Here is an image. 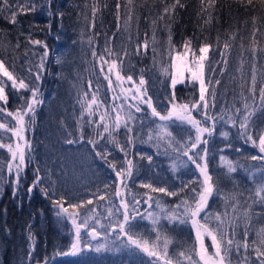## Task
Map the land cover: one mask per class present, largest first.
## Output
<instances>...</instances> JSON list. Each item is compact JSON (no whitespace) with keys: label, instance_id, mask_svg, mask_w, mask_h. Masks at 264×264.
<instances>
[{"label":"trees","instance_id":"16d2710c","mask_svg":"<svg viewBox=\"0 0 264 264\" xmlns=\"http://www.w3.org/2000/svg\"><path fill=\"white\" fill-rule=\"evenodd\" d=\"M175 0H134L133 3V19L130 22L128 30H125V21L127 14L126 0H8L13 10L20 5L25 10L19 12L14 25L10 23L7 17L10 13L5 11L0 13V42L7 45L6 48H0V59H4L6 66L14 75L26 77L28 82L27 69L32 68V72L37 71V64L40 56L43 55L44 48L42 45H32L27 39L40 40L48 46V56L45 61V67L42 70V79L40 81V91L44 103L36 109L35 130L29 133L34 148V159L22 175L19 186L15 185L14 176H9L7 171L3 172V182L0 185V264H147L149 258L141 252L133 253L127 247H121V240H116L117 233L110 232L114 244L111 248H120L119 251L109 250L100 254L95 251L85 249L78 255H59L61 252H68L70 244L74 238L72 226L67 219H58L55 215L56 208L52 201L58 199L56 195L50 194L46 197L40 191V187L28 191L29 187L35 180V167H40L41 174L44 148L53 141L51 137L64 138L66 140H74V144H85L94 153L96 149L92 147L89 140H96L97 146L107 144V136L104 140H99L92 127L87 124V117L80 123L84 124V139L80 140L78 135V121L80 118L81 107L78 103V92L88 91L89 93L96 90L99 84L100 92L98 96L106 105H110L113 93L107 88V81L103 79L99 71V65L92 57L93 48L98 55L102 52L105 39L111 38V46L114 52L123 53L125 50L128 55L124 58V64L131 63L132 76L137 78L143 70V75L147 81L148 95L152 96L154 105L156 104L155 91L159 92L161 97L169 96L170 79L161 72V66H168L170 58L167 53L168 31L164 28V22L171 24L172 44L175 50H181V45L187 38L192 39L193 49L203 43L213 45L209 51V62L216 68L214 79H220L221 83L216 86L217 100L216 109L219 111L221 107L232 104L234 95L238 97L240 92L241 74L237 71L239 60L243 58L245 61L243 69V78L247 83L244 85V91L247 95V89L251 81V68L253 64L252 54L248 49L253 44L252 32L254 28L259 29L256 33L255 41L258 47L264 48V5L260 0H253L252 5H248L246 0H216L215 8L212 10V22L205 24L208 12L201 11V0H180L184 7L177 5L171 20L167 15L164 21H160L159 17L163 13L166 6L173 4ZM207 0H205V3ZM120 4L119 10L116 5ZM0 3V7H2ZM34 6V10H28ZM97 8L95 17H93V7ZM119 12V20L117 13ZM61 13L63 15H61ZM256 18L255 24L253 18ZM156 20V27L153 28L152 21ZM117 24L120 30L117 31ZM94 25V26H93ZM155 31V63L152 51V35ZM236 33L235 40H229L232 33ZM115 34V35H114ZM93 37L92 46L88 43V37ZM130 37V38H129ZM219 37L220 46L217 47V38ZM145 38L149 41V49L147 53L141 51L136 53V45H143ZM227 41L232 45L229 53H225L228 59V67L223 76L219 75L221 61L222 45ZM19 43V48L15 45ZM244 45L243 57H241L240 45ZM73 46V51L68 54L60 63H57V51ZM197 51V55H198ZM175 55V51L173 52ZM13 64L15 67L13 68ZM257 67V96L259 94L260 72L264 70V54H258L256 62ZM125 76V67L122 71ZM129 75V74H128ZM206 67V80H207ZM92 80V88L88 87L87 81ZM72 87L71 92L68 87ZM115 87V81L113 82ZM127 87V86H126ZM129 88V87H128ZM9 94V102L7 108L9 111H15L16 106L20 103L16 94L9 87H6ZM211 91V88L209 89ZM176 99L178 101H188L189 99H198V85L185 81L184 84H177L175 88ZM25 97H29L30 93L22 90ZM91 98V96H89ZM166 103V99H163ZM227 102V104L225 103ZM63 109L58 113L54 124L49 123L47 118L52 119L56 113L58 105H63ZM236 107H240L237 103ZM157 110L161 111L157 106ZM163 113V111H162ZM123 114V113H122ZM210 114H214L210 110ZM140 115V114H138ZM193 115L200 119L195 112ZM144 121L141 128L139 125L133 130L132 136L134 140L133 146L129 147L124 129L121 128L117 134V139L123 145L128 153L127 158L132 159L137 166L138 172L134 169V175L131 181H128L131 193L137 195L139 199L145 193L159 198L162 203L172 206L178 203L177 197H168L163 193H153L149 189L135 184L143 175L144 163L135 153L136 145L145 142L146 131L151 122H158L156 118L150 116V110L145 106L144 113L140 115ZM92 119L98 120L99 113ZM0 122H7L9 127L12 126L11 118L4 120L0 117ZM254 129L253 138H256L257 132L264 130V115L257 113L253 117ZM51 124V125H50ZM52 127V132L48 128ZM229 125V138L226 140L231 143L233 148H248V150L259 153L260 157L264 154L259 149L253 147L250 143H245L243 137L237 136V129ZM148 126V127H145ZM171 132L177 139L183 140L189 134L194 135L187 126L172 125ZM224 127L217 124L216 131L212 138L208 140V166L209 171L214 179L220 177V187L225 191H231L234 188L244 196L252 195L255 188V181L249 180L241 174H233L225 176L219 168V155L226 152L222 150L225 138L220 137V132ZM102 131V129H100ZM207 138V137H206ZM15 138L11 133H6L0 129V143H11ZM143 142V143H144ZM108 148L122 158L125 159L124 153H121L114 145L107 144ZM240 149V148H239ZM239 149L237 153H239ZM157 152L158 150H154ZM196 151V150H193ZM229 151V149H228ZM172 152V151H171ZM175 154V153H174ZM232 154V153H231ZM245 164V168L253 167L256 170L264 169V160L260 158L256 160L248 159L244 156H236ZM186 159V158H185ZM10 160V154L6 148L0 147V166ZM103 161V160H102ZM109 162L111 160L108 159ZM103 165L111 172L115 179L114 173L108 168V164L103 161ZM188 169L194 171L187 175L197 173L193 165L189 164ZM118 168V165H117ZM119 169V168H118ZM223 174V175H222ZM260 178V175L258 176ZM116 179L112 190L107 192L103 201L96 200L90 206H95L97 212L103 210V222L107 224L115 221V216L109 218L106 208L112 206L109 200H113L115 204L119 203V197H112V192L116 187ZM43 187L44 184H42ZM195 186V185H190ZM87 193V192H86ZM85 193V194H86ZM84 194L83 197L86 195ZM129 202L131 197L129 196ZM251 203V201H249ZM222 201L213 197L209 200V211H221ZM67 206V204L65 205ZM87 206V205H86ZM115 210V208H113ZM145 209L151 211L157 209L153 203L152 208H148L145 200H141V204L137 210L144 213ZM82 210V209H81ZM256 213L264 211L258 205L253 206ZM119 216V213H116ZM137 227L135 231L142 233L148 239H154V235H150V222L141 221L137 218ZM162 231L166 232L173 238V244L170 245V253L174 250L177 243L191 244L194 238V231L188 225L169 224L161 221ZM264 227V219L254 216L248 234V242L256 239L255 233ZM118 231V230H117ZM242 238V236H241ZM205 243L208 245L209 252L213 251L210 240L206 237ZM182 250V249H181ZM243 255V252L241 253ZM247 255L254 260V251H248ZM233 264H238L236 255L233 254Z\"/></svg>","mask_w":264,"mask_h":264},{"label":"snow or ice","instance_id":"6c2138e0","mask_svg":"<svg viewBox=\"0 0 264 264\" xmlns=\"http://www.w3.org/2000/svg\"><path fill=\"white\" fill-rule=\"evenodd\" d=\"M264 5V0H260ZM2 7L0 13L5 11L10 13L7 17L12 24L17 23V15L25 9L20 5L13 10L9 5L8 0H0ZM133 3L134 0H126L127 14L125 21V30H128L130 22L133 19ZM248 5L253 4V0H246ZM216 0H201V11L208 12L205 24L212 22V10H214ZM177 5L184 7L180 0H175L170 6L163 9V13L159 17L160 21H164V16L167 15L171 20ZM119 10L120 4L116 5ZM28 10H34L31 6ZM97 8L93 7V17H95ZM61 15H63L61 13ZM117 20H119V12L117 13ZM256 18H253L255 24ZM153 28L156 27L157 21L153 20ZM94 26V25H93ZM164 28L168 31L167 38V53L170 58L168 66H161V72L170 79V93L166 98V106L162 111L157 110L154 105L152 96L148 95L147 81L144 78L143 70L138 77V84L133 80L131 74L124 76V58L128 55L125 50L123 53L114 52L111 46V38H106L102 52L98 55L93 48L92 57L99 65V71L103 79L107 81V88L113 93L110 105H106L98 96L100 92L99 84L96 85V90L89 93L88 91L78 92V103L81 107L80 118L78 121V135L79 139H84V121L87 117V124L92 127L99 140H104L107 136V144L114 145L121 153H124L125 159L120 164L119 169L115 161H108L110 153L107 151H97L96 156L100 157L108 164V168L114 173L117 181L115 190L112 192V197H119V203L115 204L113 200H109L112 205L106 208L109 218L116 217L114 222L104 224L95 208H86V205H92L93 200H85L79 203L67 202L64 195H59L58 199L52 201L56 208L55 215L58 219H67L73 225L74 238L70 244L68 252H61L59 255H78L85 249L101 251H119L120 248H109L107 235L109 230L117 233L116 240H121V247H127L132 251L144 253L149 260L147 264H233V254L236 255L238 264H253V259L247 253L250 250L254 251L255 264H264V227L256 231L251 245L248 242V234L250 231V224L254 216L264 219V211L256 213L253 211V206L258 205L264 209V169L261 171L260 183L255 185L254 191L250 196H244L243 193L238 192L235 188L231 191L225 192L220 187V177L215 179L209 171L208 166V140L212 138L216 131L217 124L226 127L231 124L237 129V136L243 137L245 143H250L253 147L259 149V152L264 154V130L257 132L256 138H253L252 132L254 129L253 117L259 112L264 115V70L260 72L259 94L257 96V67L258 54H264V48H260L255 41L256 33L259 29L254 28L252 32L253 44L248 51L252 54L253 64L251 68V81L247 89V95L244 91V85L247 81L243 78V69L245 61L243 58L239 60L237 71L241 74L240 92L238 97L234 95L231 105L221 107L217 112L216 100L217 92L216 86L221 81L214 79L216 75V68L209 62V51L213 45L209 43L201 44L198 49H193L192 39L187 38L181 45V50L176 51L172 44L171 24L164 22ZM120 30V25L117 24V31ZM115 35V34H114ZM130 38V37H129ZM236 33L229 36V40H235ZM32 45H42L44 48L43 55L40 56L37 64V71L32 72V68L27 69L28 82L26 77L14 75L13 71L6 66L4 59H0V117L4 120L11 118L12 126L9 127L7 122H0V129L5 130L6 133H11L15 139L11 143H0V147L6 148L10 154V160L4 165L0 166V185L3 182V172L7 171L9 176H14L15 185L18 187L24 174V170L34 159V148L29 133L35 130L36 124V109L44 103L42 93L40 91V81L42 79V70L45 67V61L48 56V46L40 40L27 38ZM90 46L93 44V37H88ZM156 38L155 31L152 35V51L155 63V48ZM19 43L15 45L19 48ZM220 46L219 37L217 38V47ZM7 45L0 42V48H6ZM136 53L139 54L141 48L145 53L149 49V41L145 38L143 45L137 44ZM221 61L218 62L220 67L219 75L223 76L228 67V59L225 53L230 54L232 45L225 41L222 45ZM241 57L245 51L243 43L240 45ZM175 51V55L173 52ZM198 51V55H197ZM57 63H60V58H57ZM13 68L15 64L12 65ZM129 69L132 65L129 62ZM207 67V80H206ZM115 81V87L113 82ZM185 81L198 85V99H189L188 101H178L176 99L175 88L176 85L184 84ZM125 82H130L133 87L125 88ZM88 87L92 88V80L87 81ZM6 87L16 94L20 103L16 106L15 111H9L7 104L9 102V94L6 92ZM211 88V91L209 89ZM23 91L30 93L29 97L22 94ZM91 96V98H89ZM158 104L162 103L157 101ZM227 104V102H225ZM239 103L240 107H236ZM150 110V116L156 118L155 127L147 131V141L152 142L153 146L159 149L161 145L164 146L165 152L171 150L176 154V159L181 161L180 166L187 167L189 164L193 165L197 170L198 175L194 180L188 182H180L178 189L169 191L167 187H153L151 183L144 184L143 187L149 189L153 193H163L168 197H177L178 203L168 206L161 202L159 198H155L145 193L139 199L137 195L131 193L128 181H131L134 175V169L138 172L137 166L132 159H128V153L123 145L117 139V134L124 129L125 139L129 147L133 146V130L139 125L141 128L144 121L140 115L144 113V108ZM210 110L214 114H210ZM195 112L200 119L193 115ZM99 113V119H92ZM123 113V114H122ZM140 114V115H138ZM172 125L187 126L194 135L189 134L183 140L177 139L170 131ZM102 129V131L100 130ZM229 132L221 131L220 136L224 138L229 137ZM207 137V138H206ZM76 141L68 140L71 144ZM144 142V141H141ZM88 143L96 148L97 141L89 140ZM107 144L104 147H107ZM226 147H231L229 142ZM196 150V151H193ZM186 158V159H185ZM264 160V156L259 157ZM147 159L151 161L152 157ZM251 159L256 160L253 156ZM220 168L223 170L225 176H231L236 173L240 165L228 157L221 155L219 157ZM172 168L175 171L177 164L174 161ZM35 180L29 187L28 191L40 187V191L46 197L57 194L55 182H50L48 187H43L42 177L39 175L40 167H35ZM255 177V173H252ZM190 185H195L191 186ZM108 184L104 185L106 190L104 194L96 195L99 201H103L108 195ZM129 196L131 202H129ZM217 197L222 201L221 211H209V200ZM141 200H145L148 208L155 207L159 212L147 211L144 213L137 210L141 204ZM251 201V203L249 202ZM67 204V206H65ZM115 208V212L113 211ZM71 209V211H70ZM81 209L84 210V215L80 216ZM119 213V216H116ZM137 218L150 222V235H154V239L146 238L142 233L135 231L137 227ZM164 220L169 224L188 225L194 231V238L191 244L177 243L174 250L170 253V245L173 244V238L166 232L162 231V223ZM104 229L103 232L98 231L97 228ZM87 230V235L90 237L88 242H83L81 239V231ZM118 230V231H117ZM104 236L105 242L97 243L95 246L91 240ZM242 236V238H241ZM208 238L211 243L213 251L209 252L208 245L205 243V238ZM182 249V250H181ZM243 252V255L241 253ZM39 264V262H38ZM47 264V260L44 261Z\"/></svg>","mask_w":264,"mask_h":264},{"label":"rangeland","instance_id":"374dc122","mask_svg":"<svg viewBox=\"0 0 264 264\" xmlns=\"http://www.w3.org/2000/svg\"><path fill=\"white\" fill-rule=\"evenodd\" d=\"M72 51H73V46L63 48L56 52L57 53L56 59L59 57L60 62H62V60ZM124 67H125V76H127L128 74L132 75L131 69H128L127 65L125 64ZM133 80H135L138 84L139 82L138 76L137 78L133 77ZM124 87L131 88L133 87V85L130 82H125ZM68 89L71 92L72 87L69 86ZM155 96H156L157 106L160 108L161 111H163L164 106H166V102L163 99H166L168 96L166 95L164 97H161L158 91H155ZM157 101H160L162 103L158 104ZM63 107L64 104L61 106L60 105L57 106V110L54 112L56 114L54 117H52V121L55 120L57 121L56 117L58 113H60V111L63 109ZM53 123H57V122H53ZM155 123L156 122H151L150 125H148L150 127L147 128V131L150 128H154ZM50 125L48 128L49 130H51L49 135L52 132V127H50ZM147 131H146L145 142L138 143L135 149L136 155L140 160L143 161L145 166L143 169L145 170L143 175L140 176L137 180L135 179L136 182L135 184L139 186H143L144 184L151 183L153 187H167L169 191H172L180 187L181 181L188 182L194 180L197 175L194 173L193 175H187V173L190 174L194 171L189 170L188 167L180 166L181 161L176 159V154L171 152V150L165 152V148L163 145H161V147L157 149L156 147L153 146L152 142L147 141ZM223 131L228 132L229 125L224 127ZM51 138L54 140L48 141L49 144H47V147L44 148L43 161H42L43 163H42L40 176L42 177L43 184L45 187H48L50 182H55V187L57 189V194L55 197L59 198V195H64L66 201L70 203H79L81 201H85L89 199L95 202L98 199L94 194H97V190H99L98 194L101 195L104 194V192L106 191L104 189L105 184L109 185L107 191L112 190L115 179L113 178L111 172L103 165L102 159L96 156L93 150H91L85 144L84 145L83 144L76 145L74 143L69 144L67 143L68 140L64 138L63 139L62 138L58 139L57 137H51ZM227 139L226 138L224 139L225 142L222 145L223 148L222 150H226V149L227 150L226 152L221 153L219 157L221 155H224L228 157V159L237 162L240 165V167L237 168V171L234 174L237 175L241 174L243 176H246L249 180L255 181L256 184L260 183L261 169L256 170L253 167L244 169L245 164L240 160H238V158L233 156L235 154L238 157L244 156L247 157L248 159H251V157L256 156L258 159L260 157L259 153L250 151L248 150V148L244 149V147H239L240 148V149L238 148L239 153H237L238 151L237 147L236 148H233V146L226 147V145L228 144V141H226ZM95 149L96 152L107 151L108 153H110L108 159L111 161H115L119 168L120 164L122 163V158L119 157L114 152H112L108 148V146L105 148L102 144L101 146H96ZM155 149L158 151L155 152L154 151ZM148 156L152 157L151 161L147 159ZM174 161L177 164V169L175 171L172 168V164ZM218 163L220 168V160ZM220 170L224 174L221 168ZM252 173H255V177L252 176ZM259 175L260 178H258ZM84 194L86 195L85 197H83ZM85 207L89 209L95 208V206H90V205H87ZM113 211L115 212L114 209ZM151 211L158 213L159 209H152ZM97 213L101 218V222L104 223L103 210ZM84 214H85L84 210L82 209L80 211V216L82 217ZM67 221L71 223L70 220ZM104 224L107 225V222ZM71 226H72V232H74L73 225L71 224ZM97 230L101 232L104 231V229L99 227L97 228ZM81 239L85 243L89 241L90 237L87 235V230L81 231ZM112 240L113 238L111 237L110 232H108L107 241L109 247H112L114 244V241ZM103 242H105L104 236L98 237L95 240H91L93 246H95L97 243H103ZM101 252L95 251V253L97 254H100Z\"/></svg>","mask_w":264,"mask_h":264},{"label":"bare ground","instance_id":"6f19581e","mask_svg":"<svg viewBox=\"0 0 264 264\" xmlns=\"http://www.w3.org/2000/svg\"><path fill=\"white\" fill-rule=\"evenodd\" d=\"M40 107L42 108V106L40 105ZM47 120H49V123H51V124H54L53 122L54 121H52V119H50V118H47Z\"/></svg>","mask_w":264,"mask_h":264}]
</instances>
